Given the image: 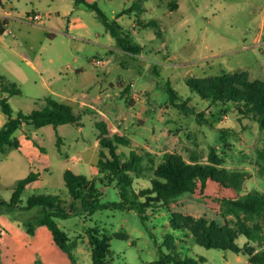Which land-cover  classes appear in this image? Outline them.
Listing matches in <instances>:
<instances>
[{
	"label": "rangeland",
	"instance_id": "rangeland-1",
	"mask_svg": "<svg viewBox=\"0 0 264 264\" xmlns=\"http://www.w3.org/2000/svg\"><path fill=\"white\" fill-rule=\"evenodd\" d=\"M88 1L96 2L109 20L122 16L116 21L139 52L119 49L97 12L71 0L55 4L59 14L46 19V13L44 24H24L36 45L30 58L50 83L48 87L40 81L19 85L22 94L9 100L13 115L39 107L42 97L51 95L70 104L81 116V124L56 128L25 124L14 133L21 148L6 155L0 151V264H94L88 238L91 227H99L109 239L105 264H156L161 251L200 258L199 264H250L246 251L264 249V221L258 230L260 240L238 235L241 251L236 253L197 243L192 222L184 220L204 217L224 223L222 200L214 199L211 179L204 195L183 193L168 203L151 201L144 221L133 209L101 207L88 213L77 202L79 214L57 219L77 239L73 259L55 243L51 231L38 224L40 207L24 208L33 193L56 194L69 203L72 198L60 172L66 166L94 180L102 193L101 203L119 201L115 178L96 165L100 137L113 139L115 134L127 140L117 144L120 159L127 161L132 152L136 155L139 168L128 173L138 200H145L142 193L150 194L154 169L168 154L242 170L247 176L239 195H264V129L253 115H243L230 101L205 98L187 82L189 78L205 83L220 78L225 83L234 78L264 81V0ZM70 18L83 20V27L71 23L74 29L68 30ZM18 61L24 64L19 57ZM24 66L38 79L36 72ZM76 67L85 72L77 73ZM96 75L103 77L101 83ZM167 83L179 95L176 101L186 100L203 113L205 122L198 123L169 101ZM84 89L92 96L85 97ZM74 97L86 103L72 102ZM69 156L81 160L70 162ZM106 157H110L107 151ZM47 162L53 172H48ZM31 170L40 171V179L22 192L17 205L11 204L16 181ZM227 218L238 229L237 218L232 213ZM242 219L250 227L257 221L244 213ZM26 222L34 225V232L27 231Z\"/></svg>",
	"mask_w": 264,
	"mask_h": 264
},
{
	"label": "trees",
	"instance_id": "trees-1",
	"mask_svg": "<svg viewBox=\"0 0 264 264\" xmlns=\"http://www.w3.org/2000/svg\"><path fill=\"white\" fill-rule=\"evenodd\" d=\"M77 6H83L95 10L97 15L105 25L108 32L115 38L116 46L127 52H139V46L130 42L125 29L117 21L109 20L96 2L88 0H72ZM4 0H0V6ZM6 19H0V33L4 31ZM188 85L200 92L205 98H211L213 101H230L237 107V110L243 115H253L261 129H264V81H249L246 78L230 80L227 83L222 78L210 83L201 82L196 78H189ZM166 90L169 93V101L179 107L187 116L193 117L198 123L205 122L202 112H197L190 107L186 100L176 101L180 97L169 83L166 84ZM18 94L19 89L12 82H6L0 75V109L6 115L7 119L0 127V151L4 154L11 149L20 147L19 139L14 135L15 131L23 124H31L36 128L46 125H52L56 128L59 125L70 123L73 125L81 124V116L75 114L72 106L68 103L56 100L51 95L43 98V103L33 108L29 112L19 110L13 115V108L5 94ZM106 133V127H102ZM56 144L60 149V135L56 132ZM99 159L97 167L102 170H109L112 177L115 178V187L118 188L121 199L117 202L101 203V191L95 186L94 180L89 179L85 174L76 173L67 168L63 173L64 185L72 198L69 203L59 195L52 193H33L28 196L24 208L40 207V215L37 218L38 224L46 226L52 234L55 243L73 259L74 250L77 247V239L71 238L67 232L57 222V219H66L79 214V206L93 213L98 208H119L125 210H135L142 220H145L147 207L151 201H162L168 203L171 199L180 196L183 193H190L197 196L204 195V189L208 179L215 183V200H222L223 212L220 214L224 219L221 224L217 220H208L200 217L193 220L186 216L185 221H191L190 226L196 238V242L205 247H217L225 250H231L239 253L241 247L236 242L239 234H244L249 240H260L258 230H261L260 222L264 221V195L260 193L248 192L239 195L242 188V182L246 178V172L242 170H227L218 168L214 164H205L191 159L188 162L182 157L166 155L165 158L155 167V177L151 179L152 188L149 193H142L145 200L136 199L131 191L130 170L138 169L135 163V153L132 152L127 161H122L117 151V144H126L125 137L115 134L111 139L108 136H101ZM106 151L110 157H106ZM264 157V156H263ZM113 180L111 181H114ZM40 179V172L30 171L25 177L16 181L10 203L17 205L21 201L22 192L31 187L32 184ZM153 194V195H152ZM235 195L237 197H233ZM228 213H232L239 221L238 229L230 225L227 218ZM242 213L256 217L257 221L253 227L242 219ZM172 225L175 220H171ZM28 232H34V225L26 222ZM177 227V226H175ZM168 238L171 235H167ZM88 238L92 250V262L94 264H105V256L108 252V237L101 233L99 227H91L88 230ZM250 254V264H264V249L246 251ZM200 258L188 255H181L178 252L165 253L161 251L156 264H199Z\"/></svg>",
	"mask_w": 264,
	"mask_h": 264
},
{
	"label": "crops",
	"instance_id": "crops-1",
	"mask_svg": "<svg viewBox=\"0 0 264 264\" xmlns=\"http://www.w3.org/2000/svg\"><path fill=\"white\" fill-rule=\"evenodd\" d=\"M61 3H63V0H4L3 4L0 6V19H6L7 21L4 31L0 33V75L4 77L6 82L14 83L16 87L19 89V93L13 95H21L22 89L20 88L19 85H24L29 82H33L35 85H37L38 82L40 81L41 84L48 87L50 81L47 79V77L44 76L42 70L39 69L38 64L30 58L31 53L36 52V48H35L36 45L33 43V39L29 35L30 33L28 29L25 28L24 24L30 23V21L27 18V14L33 11L43 13L44 17H46V13H49V16H47L46 19L58 15L59 10L54 9V5L55 4L60 5ZM121 17L122 16H115V20L116 18L119 19ZM45 20L43 21V23H38V24H44ZM70 21L77 22L74 26L75 28L83 27L82 26L83 20L70 18L67 20L68 30L74 29ZM49 29L53 31V28H49ZM18 57L22 61H24V64H21L18 61ZM25 64L28 65L31 68V70H33V72H36L38 79L33 77V74L30 73V71L27 68H25L24 66ZM74 69L76 70L77 73L85 72V69L82 67H76ZM96 79H97V83L98 82L101 83L103 77L100 75H96ZM100 83L98 84V87ZM82 92H83L82 94L85 95V97H89L90 93L87 90L84 89V91ZM5 94L8 96V100H10L11 97L13 96L8 93ZM44 97H46V95L43 96L42 98ZM77 100H78L77 97H74L72 102L86 103L84 100L81 101H77ZM6 119L7 117H5L4 113L0 109V127L4 124ZM24 125L25 124H23L21 127L23 128ZM21 146L22 145L20 142V147L15 149H20ZM9 152H7L6 154H8ZM72 157L73 156H69L68 161L73 162L76 160H81L80 157L75 160L72 159ZM47 168H48V172H53L54 170L53 165L50 164L49 162H47ZM67 168H69V166L63 167L60 170V172L64 173L65 169ZM90 169H91L90 173L93 174L94 166L91 167ZM40 177H41V173H40Z\"/></svg>",
	"mask_w": 264,
	"mask_h": 264
},
{
	"label": "built area",
	"instance_id": "built-area-1",
	"mask_svg": "<svg viewBox=\"0 0 264 264\" xmlns=\"http://www.w3.org/2000/svg\"><path fill=\"white\" fill-rule=\"evenodd\" d=\"M27 18L31 22L43 23L45 17H44L43 13L33 11V12H30V13L27 14ZM71 23L72 24H76L77 22L76 21H74V22L71 21ZM134 98H138V95L135 94Z\"/></svg>",
	"mask_w": 264,
	"mask_h": 264
}]
</instances>
